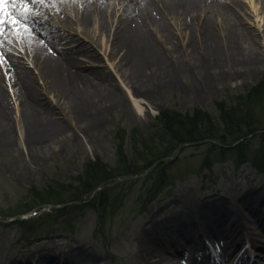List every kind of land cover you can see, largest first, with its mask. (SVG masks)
<instances>
[{
    "label": "rangeland",
    "instance_id": "374dc122",
    "mask_svg": "<svg viewBox=\"0 0 264 264\" xmlns=\"http://www.w3.org/2000/svg\"><path fill=\"white\" fill-rule=\"evenodd\" d=\"M220 2L233 6L228 11L230 20L236 23L243 47L256 53L253 62H240L234 68L210 65L211 45L207 36L196 31V22L203 21L194 16L170 15L167 32H155L156 43L168 47L176 43L181 50L163 64L147 55L128 54L126 42L116 37L124 7L120 0L109 1L105 20L96 15L86 19L79 0H23L17 6L9 2V25L12 16L20 23L6 26L7 32L0 35V92L10 107V140L0 145V264H53L68 256L86 258L87 252L93 254L88 264H142L153 245L141 232L147 219L161 220L168 211L179 212L197 198L233 199L248 190L264 189V170L253 161L260 147L257 134L246 144L239 140L240 153L227 138L224 144L208 138L182 142L171 151L165 140L158 146L155 141L153 151H162V156L141 173L129 174L125 172L129 162L143 167L142 158L150 153L133 157L127 135L122 157L114 138L122 129L135 132L138 140L150 138L163 109L182 113L201 109L218 125L216 102L228 101L257 84L264 73V0ZM25 7L26 19L19 15ZM206 14L203 17L219 28L221 17ZM41 43L55 55L70 54L89 80L87 85H92L89 89L113 92V104L96 118L80 111L68 91L51 83L43 70L35 54V46ZM22 73L28 75L39 104L54 120L41 138L32 137L34 124ZM262 106H249L246 117L259 132L264 130ZM94 162L112 176L92 187L102 175L95 178L86 170ZM101 189H105L102 194ZM91 190H95L93 197ZM65 205L74 206L60 210ZM31 207L36 208L29 211ZM257 213L264 214V205L246 211L245 216L258 233ZM17 214L26 222L13 220ZM193 228L202 232L201 224ZM260 245L264 247V242ZM195 246L198 249L183 247L173 264H194L206 254L204 244ZM261 246L227 247L221 264L231 263L242 251L249 255V264L262 263ZM45 251L53 255L42 260L31 257Z\"/></svg>",
    "mask_w": 264,
    "mask_h": 264
},
{
    "label": "bare ground",
    "instance_id": "6f19581e",
    "mask_svg": "<svg viewBox=\"0 0 264 264\" xmlns=\"http://www.w3.org/2000/svg\"><path fill=\"white\" fill-rule=\"evenodd\" d=\"M79 1L83 16L86 19H90L94 15L102 20L108 17L107 7L110 0ZM220 1L120 0L124 7L118 22L119 27L116 37L123 41L121 43L126 42L124 46L127 47L128 54L147 55L149 59L154 58L156 61L161 60L163 64H167L173 56L180 54L181 50L176 43L170 47L156 43L155 32L161 34L167 32L166 20L170 15L184 16L187 19L188 16H194L198 19L201 18V21H203L201 23L196 22L198 26L196 31L202 33L205 37L207 36L211 45V50H209L212 55L210 65H231L234 68L240 62H253L257 57L256 53L249 47H243L236 23L232 19L230 20L228 11L233 10V6ZM231 1L235 5L240 0ZM8 2L12 3L11 0H7L5 4L6 11L10 6ZM18 2L20 1L17 0ZM207 12H210V17L214 19L221 17V21L218 22L220 23L219 28L213 25L211 19L203 17ZM5 32H7L6 29ZM152 36L154 38H151ZM35 54L43 64V70L51 78V83L57 87L65 88L76 100V105L80 111L96 118L105 111V108L113 104L115 98L113 92L107 93L103 88L89 89L92 85H87L89 80L78 68L76 62L71 60L70 54L67 55L61 52L55 55L49 51L47 45L42 43L35 46ZM5 55H7L6 52ZM16 65L18 63L13 64L14 67ZM21 80L24 83L26 101L31 107V114L29 115H32L34 124L32 126V137L41 138L46 132H49L51 126L53 127L54 120L46 112V108L39 104L38 96L36 98L38 91L35 86H32V82L30 79L28 80L26 73H22ZM9 108L3 92H0V145L10 140L8 134ZM230 198H197L189 205L184 206L179 212L176 210L168 211L167 215L161 220L147 219L146 224L141 228V232L146 239L152 241L151 245H153L152 248L149 247L146 257H142V264H173L175 263V254L185 247L186 243L189 244L186 247L192 246V248L199 243L206 244L205 248L210 250V256L214 258H226L227 250L221 249L224 244L234 246L244 241L247 245H243V247L249 245L260 247V241L264 242V228H260L258 233L253 232L251 220L245 216V212H252L257 207L264 205V189L262 191L248 190L240 197ZM257 216L256 218L260 221L259 224H263L264 214L257 213ZM158 217H161V215L159 214ZM199 224L202 226V232L195 231L193 228ZM243 230L248 233L244 235ZM179 240L182 241L178 242ZM243 247L238 250H242ZM162 252H168L170 256L164 258ZM71 254L74 255V253ZM50 255L53 254L45 251L37 253L35 257L31 255V257L42 260L50 257ZM85 255H87L86 258H75L73 260H70L72 257L67 255L68 257H64L62 261L58 259L53 264H88L89 259L93 258V254L87 252ZM237 261V264L243 263L241 260ZM195 264L209 263L205 258H199L195 261Z\"/></svg>",
    "mask_w": 264,
    "mask_h": 264
},
{
    "label": "trees",
    "instance_id": "16d2710c",
    "mask_svg": "<svg viewBox=\"0 0 264 264\" xmlns=\"http://www.w3.org/2000/svg\"><path fill=\"white\" fill-rule=\"evenodd\" d=\"M253 104L264 106V73L257 84L253 87L244 92L230 96L228 101L216 102L215 105L219 111V122H217L219 126L213 122L212 116L208 112L201 109H195L191 113H182L177 110L163 109L159 112L158 118H156L157 125H155L156 128L152 133L153 135L151 134L152 136L146 140H138V138H136V133L133 131L129 133L126 129L119 130L117 133H114V138L118 141V148L119 152L121 150L120 155L122 157H125L123 145L127 135H129L128 137L131 139V151L133 157H140L143 155L144 151L150 153V157L142 158L144 162L143 167L134 164V162L131 166V163L129 162L127 170L125 171L126 174L133 173L134 171L140 172L162 156V151H153V149L157 148L156 146L153 148L155 141L158 146V144L165 140L168 144L166 148H169L171 151L173 147L175 148L176 145H179L182 142L208 138L211 140H217L224 144L227 138L230 139V143L238 141L236 145L233 146V149L240 153L239 146L242 145V143L239 144V142L242 141L246 144L247 141L256 134V136H260L261 140L259 141V150H257L258 154L255 156L253 161L256 168L260 171L264 170V130L260 132L256 130L254 128V123L251 125V123L247 122L246 118L248 117V108ZM170 151L168 154H170ZM87 168L88 169L86 170L90 171V174L95 176V178H97L96 175L102 173L100 176L101 179L96 180L92 184V187L96 186L100 183V181L105 180L107 177L112 176L110 173L105 171V168H100L98 162L91 163V165L87 166ZM130 170H132V172ZM105 189H101L100 193L102 194ZM73 206L74 205H65L60 210L63 211L64 209H70ZM19 222L25 223L26 221L21 220Z\"/></svg>",
    "mask_w": 264,
    "mask_h": 264
},
{
    "label": "snow or ice",
    "instance_id": "6c2138e0",
    "mask_svg": "<svg viewBox=\"0 0 264 264\" xmlns=\"http://www.w3.org/2000/svg\"><path fill=\"white\" fill-rule=\"evenodd\" d=\"M7 0H0V35H3L6 29V26H14L20 23L19 20L16 19L15 16H12V19L10 21V25H9V21L6 19V17L9 15V13L5 10V4H6ZM12 4H16L17 0H11ZM21 3H23V0H20ZM33 2H35V0H33ZM28 9L27 7L24 8L23 11H21L19 13L20 16L25 17V19L27 18V13Z\"/></svg>",
    "mask_w": 264,
    "mask_h": 264
}]
</instances>
